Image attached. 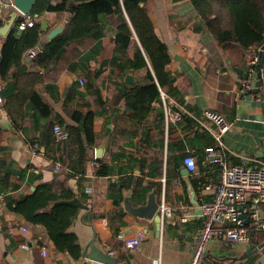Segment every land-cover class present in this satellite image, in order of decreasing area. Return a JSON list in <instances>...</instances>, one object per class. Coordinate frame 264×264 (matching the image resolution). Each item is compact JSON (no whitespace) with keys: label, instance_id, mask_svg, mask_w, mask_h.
<instances>
[{"label":"crops","instance_id":"1","mask_svg":"<svg viewBox=\"0 0 264 264\" xmlns=\"http://www.w3.org/2000/svg\"><path fill=\"white\" fill-rule=\"evenodd\" d=\"M146 10L157 37L167 46L171 57L167 70L175 77L178 96L168 97L173 101L174 111L182 115L179 122H166L162 102H152L146 118L126 112L122 93L118 91L119 77L109 68L96 79L87 77L88 70L91 75L101 72L110 57L113 48L110 32L102 40L104 49L96 62L80 60L95 44L91 40L82 41L69 46L47 70L23 56L19 68L13 70V77L5 80L0 76L3 98L0 103V264H103L82 255L93 237L94 244L116 259L115 264H188L193 235L202 225L200 205L211 197L210 192L199 189V184L217 182L220 173L218 166L204 161L205 148L215 143L213 131L216 130L204 117V111L222 114L230 124L221 139L224 153L233 165L255 166L264 161V77L255 76L256 68L253 74L248 73L245 63L231 66L208 33L195 31L188 0H150ZM13 13L11 9L0 16V30ZM66 19L69 13H62L61 18L55 13H42L37 21L41 30L38 46L49 42L47 35L57 26H65ZM12 27L0 34V59ZM261 64L259 74H264V56ZM148 70L147 67L129 72L122 83L130 88L143 86L141 80ZM127 75L132 76L133 85L125 81ZM80 78L85 79L83 88L78 85ZM257 80L262 106L250 107L248 115L261 119H239L237 106L240 96L246 93L244 84ZM31 91L47 106L48 112L34 108L28 97ZM255 97L252 95V100ZM75 113L80 118L92 115L94 135L93 147L86 149L80 184V179L75 177L66 181L78 198L84 200L69 228L80 246L79 259L58 252L42 226L27 222L14 211L16 201L32 194L39 185L65 181L67 170L59 159L73 160L76 146L72 139L61 146L52 143L51 126L52 122H60L63 128L80 126L83 122ZM177 142L182 143L183 149L173 151L172 145ZM102 144L104 154L97 160L109 173L98 176L92 159L95 149ZM185 154L197 160L198 176L183 172ZM177 156L180 157L176 160ZM56 164L61 166L58 172L53 171ZM144 189H147L145 197H138V192ZM148 194H154L159 207L164 204L172 210L170 217L161 218L159 233L153 219L133 217L124 207L126 198L132 207L144 205ZM113 200H120L118 206ZM261 215L264 217V206ZM182 216L187 221L182 222ZM139 229L146 234L144 242L125 249L118 235H132ZM263 243V231L254 232L250 242L243 245L213 238L202 264H264L259 254ZM23 244L28 248L23 249ZM250 245L254 246V253H248Z\"/></svg>","mask_w":264,"mask_h":264},{"label":"trees","instance_id":"2","mask_svg":"<svg viewBox=\"0 0 264 264\" xmlns=\"http://www.w3.org/2000/svg\"><path fill=\"white\" fill-rule=\"evenodd\" d=\"M149 1L38 0L31 13H55L57 18H61L62 13H69V19L64 31L47 42L42 47V52L31 62L47 70L61 59L69 46L90 40L95 41V44L80 60L96 62L104 49L102 40L110 32L113 34L110 57L105 60L101 72L98 70L91 75V71L88 70L86 75L96 79L106 68H109L112 74L119 77L121 88L119 87L118 91L122 93L124 99V110L139 118H146L152 102H161L159 90L167 96H178L174 86L175 77L167 70V65L171 61L168 48L157 37L147 14L146 6ZM188 4L192 11L195 31L208 33L231 66L245 63L246 50L262 49L264 0H188ZM19 20L20 16H17L1 50L0 76L5 80L10 79L11 75L14 76L13 70L19 68L26 51L39 44L41 35L39 23L36 22L32 27L18 31ZM147 67L150 70L141 80L143 86L136 85L130 88L122 83L127 73ZM28 97L36 110L42 113L48 112L47 106L32 91L28 93ZM0 98L3 100L1 94ZM75 114L83 123L77 127H64L69 133L65 141L56 142L54 134L50 135L52 143H57L59 146L68 144L71 139L76 146V157L73 160H64L61 157L59 159L67 170L65 181L39 185L32 194L16 201L14 211L22 215L27 222L42 226L58 252L79 259L80 246L76 235L69 232V228L72 220L83 208L84 200L78 198L66 181L73 177L79 179L82 177L86 149L93 147L94 135L91 129L92 115L80 118L78 113ZM54 125L61 126V123L52 122L51 128ZM180 144L182 143L173 144V151L183 149ZM214 146L216 143L211 144L210 147ZM178 157L180 156H177L176 160ZM97 163L99 167L96 175H107L109 171L106 166H100L99 160ZM262 163L264 164V161ZM195 182L196 180L194 185ZM122 186L124 185L116 187ZM146 192L147 189H144L138 192L137 196L144 198ZM113 202L118 206L120 200Z\"/></svg>","mask_w":264,"mask_h":264},{"label":"built area","instance_id":"3","mask_svg":"<svg viewBox=\"0 0 264 264\" xmlns=\"http://www.w3.org/2000/svg\"><path fill=\"white\" fill-rule=\"evenodd\" d=\"M17 12L11 0H0V16L9 10ZM46 13V12H45ZM20 20L17 24L18 31L32 27L40 18L41 14L30 13L23 15L18 13ZM42 52V47L28 49L24 58L30 61ZM262 49L250 48L245 51V65L248 73H254L259 63ZM78 85L83 88L85 79H78ZM250 83L245 82L243 92L250 90ZM159 95L162 102L164 117L166 122H179L181 113L174 111L173 101L161 90ZM255 101H260V94L255 95ZM1 103V98H0ZM206 120L214 124L213 138L216 146L205 148L204 161L208 165L220 168L219 179L215 183L199 184V189L211 193L208 201L200 205L203 216L201 227L195 232L192 238L191 254L188 264H202L208 245L213 238H220L225 243L248 244L252 232L264 231V217L261 215L264 206V164L246 166L233 165L224 153V146L221 137L228 132L230 124L226 118L219 113L204 111ZM55 141L61 142L69 137V133L61 126L54 125L52 128ZM185 169L190 175L198 176L199 168L196 159L187 155L183 158ZM92 166L98 168L99 164L93 153ZM61 166L56 164L53 171H60ZM161 218L170 217L172 210L164 204L159 207ZM247 220V224L245 221ZM187 221L186 216L180 219ZM27 232L26 229H22ZM125 249L135 248L146 239V234L142 229L135 231L132 235L119 234ZM27 249V245L21 246ZM45 255V249H42ZM259 254L264 258V245L259 247Z\"/></svg>","mask_w":264,"mask_h":264},{"label":"water","instance_id":"4","mask_svg":"<svg viewBox=\"0 0 264 264\" xmlns=\"http://www.w3.org/2000/svg\"><path fill=\"white\" fill-rule=\"evenodd\" d=\"M14 8L16 11L20 14L27 15L30 14L36 5L38 0H11ZM17 12H14L10 20L7 22V24L3 27L2 30H0V34H5L8 29L13 25L14 21L16 20L18 14ZM67 23V19L65 20ZM64 25H59L56 28H54L50 33L47 35L48 41L53 40L58 35H60L64 30ZM44 44L41 43L40 46L42 47ZM264 56V45L262 47V53L260 54V60L258 63V66L256 67V77H264V74H259V71L262 70V64H261V57ZM261 79V78H259ZM125 81L129 85H133L132 76L127 75L125 78ZM260 81L257 80L255 83H252L250 85V90L245 91V95L240 96V100L238 102L237 106V116L239 119H250V120H260V117L257 116H249V108L250 107H261L262 102L260 101H254L252 100V95H256L260 91ZM104 147L105 145H100L97 149H95V157L96 159H100L104 154ZM184 173L188 174V172L185 170V168L182 169ZM124 207L127 210V212L136 218H144V219H150L154 220L156 223V229L159 233L160 225H161V215L159 213V205L155 201L154 194H148L147 199L144 205L132 207L129 198H126L124 200ZM246 220V219H245ZM245 224H247V220L245 221ZM264 243L260 246L262 247ZM254 246L250 245L248 253H254L256 250H254ZM82 255L84 258L100 262L103 264H115L116 259L110 257L107 253L103 252V250L96 244H94V237L87 243V245L83 248Z\"/></svg>","mask_w":264,"mask_h":264},{"label":"rangeland","instance_id":"5","mask_svg":"<svg viewBox=\"0 0 264 264\" xmlns=\"http://www.w3.org/2000/svg\"><path fill=\"white\" fill-rule=\"evenodd\" d=\"M257 66H258V65H257ZM257 66H256V67H257Z\"/></svg>","mask_w":264,"mask_h":264}]
</instances>
